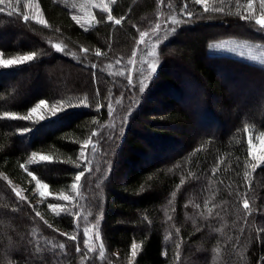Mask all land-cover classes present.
Here are the masks:
<instances>
[{
    "label": "trees",
    "instance_id": "obj_1",
    "mask_svg": "<svg viewBox=\"0 0 264 264\" xmlns=\"http://www.w3.org/2000/svg\"><path fill=\"white\" fill-rule=\"evenodd\" d=\"M37 2L43 12L57 10L62 18L73 17L72 11L84 5L83 9L92 8L96 20L87 33L90 51L85 56L75 38L62 31L63 20H52L53 26L46 28L16 14L9 16L16 0L0 5L5 9L0 13L4 58L37 53L33 61L0 68V177H7L0 178V264H264V164L253 169L249 154V136H264V64L209 47L241 44L264 50V32L241 19L229 6L234 0L219 5L225 8L223 14L204 13L194 0H107L112 15L123 18L121 25L108 22L106 13L101 20V9L93 0ZM185 7L193 12L190 20ZM163 16L171 19L167 37L160 32V42L152 38L145 50L149 54L156 44V71L132 73L134 64L129 62L139 55V32L147 31L151 37ZM173 18L180 23L173 26ZM225 28L231 32L223 33ZM20 32L27 41L16 43L11 38ZM193 33L197 34L189 43H177ZM55 44L63 51H57ZM178 61L194 77L195 92L204 99L202 107L208 120L217 124V133L189 132L195 122L182 103L192 104L178 93V103L162 97L161 112H155L157 102L151 95L159 97L163 87L177 92L183 87V80L170 73L172 63ZM72 64L86 76H63L68 86L59 93L42 85L45 68ZM129 74L136 78L132 89ZM145 76L141 92L139 80ZM241 77L261 84L263 91L256 101L249 95L244 105L237 106L229 80ZM40 99L49 106L62 101L66 111L58 114L61 119L32 124L3 116L6 111L27 115ZM109 102L118 116L123 105L119 134L112 136L114 131L107 134L105 128L111 118ZM69 103L73 107H67ZM140 126L165 145L181 142L183 153L168 155L170 147L158 151L145 146L139 139ZM25 127L30 131L21 133L19 129ZM87 139L93 143L86 151L90 163L85 168L79 151ZM33 152L52 157V162H32ZM21 164L50 192L72 197L75 175L84 170L77 204L57 215L48 210L52 201L40 206L21 201L13 185L23 189L31 182ZM244 199L248 209L243 207ZM36 211L51 228L35 216ZM85 227L99 232L93 245L103 241L104 257L98 251L85 256L82 244V252L75 251ZM72 235L76 241L69 239ZM133 242L139 245L134 260ZM60 243L64 249L53 247Z\"/></svg>",
    "mask_w": 264,
    "mask_h": 264
},
{
    "label": "rangeland",
    "instance_id": "obj_2",
    "mask_svg": "<svg viewBox=\"0 0 264 264\" xmlns=\"http://www.w3.org/2000/svg\"><path fill=\"white\" fill-rule=\"evenodd\" d=\"M106 1L107 0H93V3H95V5L101 4V3L107 4ZM108 1L110 2L111 0H108ZM217 1L209 0V7L217 6ZM21 3H23V0H21ZM79 6H80V8L72 11L73 16L75 15V16H78L81 18H85V17H87L89 12L92 13V8H90L88 10V9H83L84 5H79ZM200 6L202 7L201 9H203V5H200ZM41 12H42L43 18L48 21V24L50 27L53 26L52 20H58V21L63 20L62 31L65 34L67 33V34L71 35L73 38H75V40L81 46V48H88L90 51V39L87 36L88 35L87 33H88L89 29L91 28L92 24L94 23V21H92L90 24H85L84 28H81L80 25H78L72 19V17H70L68 14H67V17L62 18V16H59L56 14L57 10H52V11H47V12H46V10H45V12H43L41 10ZM179 15L181 16L182 13H180ZM167 22L171 23V19L166 20V17H164L162 20L161 28H160L161 33H164L165 31L167 32ZM165 25H166V27H165ZM79 27H80V29H79ZM162 29H164V31ZM200 31H202V29ZM166 32L164 34H166ZM224 32L228 33L231 31H230V29L225 28L223 33ZM235 32L241 33L243 31L236 30ZM193 34H191V36L188 34L187 39H182V38L179 39L180 41H178L177 43L178 44L181 43L180 45H184V44L189 43L190 42L189 40H192L197 33L194 35ZM17 35L18 36H13L11 38L16 43H23V41H27L24 38V36L21 34V32H20V34H17ZM164 37H167V35L166 36L164 35ZM152 38H154L153 35L151 37L149 35V36L145 37V42L143 44L140 42V45H139L140 48L138 51L139 55L135 59V63L132 67V73H135V74L139 73L140 74L141 68L146 67V62H148L150 59H149V54H145V52H146L145 50L147 49V46H148L149 42H151ZM247 47H248L247 45H241V44H228V45H226V47L221 48V51L231 52V54H235L241 58H249V59H252L253 61H255L257 63L264 64V50H251ZM44 57H45V61L50 60L48 55H46ZM186 69H187V67L180 61L172 63V66L170 68V70H171L170 73L174 77L177 78V76H179L183 80V87H182L181 91H178V92L175 90L173 91L169 88L163 87V90H161L159 97H157V95H156L158 93L151 95V97L155 98V100L157 102L154 105V108L156 110L155 112H158V113L161 112L160 108L163 105L162 97H169L171 100L176 101L177 100L176 93H178L181 96L187 97L185 103H189L190 105L192 104L191 106H188V105L183 104V103H182L183 106L181 105L186 112H188L190 115H192V120L195 122L194 126H192V130H190L189 132L192 134H195V132L196 133H199V132H211V133L215 132V133H217L216 132L217 131V124H215L210 119L208 120L209 115H207L205 113V110L202 107L203 106L202 100H204V99L202 97H198L199 95L196 94L195 91H197V89L195 88V84L193 81L194 77L192 76L190 71L186 70ZM81 70L82 69L75 67L74 64H72V65H57L54 68L53 67H47L44 69V77L42 79V85L44 84V86L48 85V86L54 87L55 89H57V91L59 93V91H62L63 89H65L68 86L65 82L62 81L63 76L64 77L67 76L68 79H69V77L71 78V77L77 76L78 74H81V76H86L85 72H83ZM135 74H133V75L135 76ZM133 79H136V78L133 77ZM229 82H230L232 90L235 94L233 96V98L231 95V99L234 102V104L237 106L244 105L245 101L248 99L247 96H249V95H252L249 97L252 98L254 101H256L258 99L259 95L262 94L261 91H263L261 84H258V83L252 84L250 81L244 80L243 77H241V80L239 78L236 79V82L234 81V78H231L229 80ZM232 82H234V83H232ZM7 83H9V81ZM176 90H178V88ZM129 94H130V92H129ZM127 95H126V99H127ZM176 103H178V100L176 101ZM122 107H123V105L120 104V108H119L120 116H121V112H122V109H121ZM237 111H239V110H237ZM115 112H116V110L114 109L112 112L110 121L108 122V124L105 127L106 133L110 134V131H113V126L115 125V128L117 129V131L112 132L111 136L114 133L119 134L118 127L120 125L121 118H120V116H118V113L117 112L115 113ZM204 117H206V120ZM122 119L124 120V117H122ZM41 122L42 121H40L39 123H41ZM137 130L140 133L139 139H141V141L145 144V146L151 147V149L156 148L155 150L159 151L160 149L163 150L165 148L168 149L170 147L172 149V151H170V152H172V154H168V155H175L176 153H180V152L183 153V151H184L185 147L182 146L181 142L179 143L177 141V142H174V145L171 143V145L168 146L167 144L165 145V143H163V142L153 140L152 137H149L150 135L148 134V132L143 127L141 128V126H140L139 129H137ZM250 139H251L252 143H251V145L249 144V154L251 156L252 163H256L253 160V153L256 156L264 157V136H262V135L249 136V140ZM86 151H85V155H86ZM114 152H115V150H114ZM114 152H112V154H111L112 156H114L116 154V152L115 153ZM164 155H167V154H164ZM167 157L168 156H165V158H167ZM32 162H43V161H40L39 158L37 157V158L33 159ZM262 164H264V161L259 162L256 167L261 166ZM79 182H78V187L74 190L75 195L73 196V199L71 201H63L60 197L64 194L50 192L48 190V188L46 189V191L48 193H51V195H46L43 197L40 196L39 188L36 186L35 180H33L32 177H31V182L28 185H26L25 187L22 186L23 189L22 188L20 189L19 186H15V185H13V186L18 191H21V195L26 197L27 201H32L34 204H37L39 206L45 202H48V201H50V202L52 201L54 203H59L63 206V208L60 210V212H62L64 209H67L68 207H70V205L77 204L76 198H78V195H79V191H78ZM26 200H24V201H26ZM48 210L52 211L49 208H48ZM92 243H93V241H92ZM93 246L95 247V245H93ZM138 252H139V248L137 249V253ZM132 258H133L132 260H134L133 256H132Z\"/></svg>",
    "mask_w": 264,
    "mask_h": 264
},
{
    "label": "snow or ice",
    "instance_id": "obj_3",
    "mask_svg": "<svg viewBox=\"0 0 264 264\" xmlns=\"http://www.w3.org/2000/svg\"><path fill=\"white\" fill-rule=\"evenodd\" d=\"M12 0H0V5H4L5 3L11 4ZM225 3V0H218L217 6L209 7V0H194L195 5H203V12L204 13H212V14H223L225 12V8L223 6H219ZM17 6L13 8L12 11L8 13L9 16H12L13 14H16L17 16L21 17L25 22L28 21H35L37 24L43 25L44 27H49L48 21L43 18L40 5L37 2V0H23V3L21 4V0H16ZM230 7H235L237 11L241 14V19L248 21L249 23L254 22L256 26H258L259 31L264 32V0H245L243 4H241V0H234V4L229 5ZM95 7H98L101 9V20L104 19V14H107V21L110 23H114L115 25H121L122 23V17L116 18L114 15H112L111 10L108 8L107 4H99L95 5ZM5 9L3 7H0V13L4 12ZM185 16L190 20L193 17V12L188 10L187 7H185ZM72 19L80 25L81 28H84L85 24H90L92 21L96 20V17L89 12L87 17L81 18L78 16H73ZM167 19V18H166ZM99 23V21H96ZM180 21L176 20L175 18L172 19V25L175 26L179 24ZM160 28L161 25L157 23L155 27L152 29V35L155 38L156 43H159L161 40V34H160ZM172 31H175V27L171 29ZM149 35V32L147 31H140L139 32V38L140 42L143 44L145 42V37ZM166 36V34H165ZM226 45L224 44H218V45H209V47H217V48H223ZM53 47L57 51H63L60 44H55ZM156 44L154 43L152 45V51L149 53V56L152 58L148 62H146V69H141V75L143 74V71H147L150 73H154L156 71V52H155ZM81 51L85 54V56L88 54L89 49L88 48H82ZM96 57L101 56L100 49H96L95 51ZM37 56V53L35 51L28 52L24 55H17L8 59L4 58V53L0 52V68L8 69L12 68L13 66H18L21 64H25L26 62L33 61L34 58ZM132 56L135 57L136 53L133 52ZM119 63V61H117ZM130 64H134L135 61H130ZM94 68L95 65H92ZM125 68H128V65L125 66ZM123 75V72L121 73ZM148 77H143L139 80V91L144 90V84L145 80ZM128 81V87L129 89H132L135 87L133 85V77L131 74L127 76ZM123 95V93L121 94ZM131 103H135L134 100L131 101ZM83 104V102H82ZM83 106H87L86 104H83ZM67 107H73L70 103L67 105ZM108 114L109 116L112 115L113 107L112 104L109 102L107 105ZM62 111H66V107L64 106L63 102L61 101L59 104H54L52 106H49L48 101L45 99H40L38 103H36L33 107H31L28 110L27 115L24 116H17L15 112H4L3 116L8 119H20L24 121H28L32 124L39 123L40 121L47 120L48 122H52L53 118L56 120L61 119L60 115L58 113H61ZM122 127V125H121ZM21 133H28L30 131V128L25 127L19 129ZM113 131H117L115 128V125L113 126ZM111 138V137H109ZM92 139H87L84 141L83 145L80 148L79 151V158L82 161L85 168L88 167L89 161L85 155V151L88 149L89 145L92 144ZM251 139L249 140V144L251 145ZM39 158L40 161L43 162H52V157L47 155L38 154L36 152L32 153V158ZM253 160L256 163L252 164V168L255 169L257 164L261 161H264V157L256 156L253 153ZM21 168H24V170L27 172L29 176L32 177L33 180H35L36 186L39 188V194L40 196H46L51 195V193H48L46 189L48 188V185L45 183H42L40 179H37L36 176L33 175L31 171H28V169L21 164ZM85 175L84 170L78 171L75 175V182L72 184L73 190H75L78 187V182L81 180V177ZM4 180H7V177H0ZM9 185H11V181H8ZM12 191L15 193V195L21 200L24 201L27 198L21 195V191H18L15 187H12ZM63 201H71L73 199L70 195H62L60 197ZM243 207L245 209H248L249 202L247 199H244L243 201ZM48 208L51 209L53 212H55L57 215L60 214V210L63 208V206L59 203H49ZM76 216H79V212H75ZM91 215V213H89ZM35 216L39 217L41 220H44V217L41 216V213L39 211L35 212ZM44 223L48 225L49 228L52 227L51 224H48L47 220H44ZM177 231H179L177 229ZM63 235H67V233H63ZM70 240L76 241L77 236L72 235L69 237ZM99 232H93L91 228L85 227L83 230V235L80 237L81 243H78L75 245V251L77 253L82 252L81 244L83 245L84 249V255L87 256L88 253H93L95 251L99 252L100 257H104L105 252L104 248L105 245L103 241H100L98 243L97 247L93 246L92 241H99ZM51 243V242H49ZM53 247L64 249L65 245L63 243L53 245ZM139 245L135 242L131 244V256L135 257L137 254V249ZM177 249H179V244L176 245ZM178 258V253H177ZM264 259V258H262Z\"/></svg>",
    "mask_w": 264,
    "mask_h": 264
}]
</instances>
